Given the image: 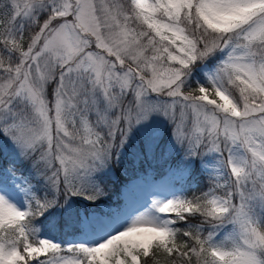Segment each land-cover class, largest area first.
<instances>
[{
	"label": "snow or ice",
	"instance_id": "6c2138e0",
	"mask_svg": "<svg viewBox=\"0 0 264 264\" xmlns=\"http://www.w3.org/2000/svg\"><path fill=\"white\" fill-rule=\"evenodd\" d=\"M153 113L220 158L207 190L98 243L41 238L58 197L104 195L94 175ZM0 136L49 188L20 209L0 180V264H264V0H0Z\"/></svg>",
	"mask_w": 264,
	"mask_h": 264
},
{
	"label": "rangeland",
	"instance_id": "374dc122",
	"mask_svg": "<svg viewBox=\"0 0 264 264\" xmlns=\"http://www.w3.org/2000/svg\"><path fill=\"white\" fill-rule=\"evenodd\" d=\"M214 64L215 61L211 66ZM209 68L205 62L204 67L194 71L187 80L188 86L205 83V72ZM0 151L7 154L10 161L0 174V180L3 181V192L8 194L12 203L20 209L27 207L30 199L27 189L39 197L48 194L44 176L38 173L31 161L19 156L18 150L6 137L0 136ZM16 157L22 164L26 163L23 170L13 164L12 158ZM219 159L208 152L187 156L184 147L176 144L172 137L170 121L160 113H153L148 121L131 130L128 142L120 149L114 162L94 175L104 195L95 201L86 200L83 196L69 195L65 198L61 195L55 206L34 221L39 229L38 235L62 245L98 243L126 227L138 214L150 211L158 215L152 208L153 201L163 202L185 196L186 184L196 168L203 171L211 183L219 168ZM59 211H64V216L73 217L76 221V231L65 238L59 233L56 222Z\"/></svg>",
	"mask_w": 264,
	"mask_h": 264
},
{
	"label": "trees",
	"instance_id": "16d2710c",
	"mask_svg": "<svg viewBox=\"0 0 264 264\" xmlns=\"http://www.w3.org/2000/svg\"><path fill=\"white\" fill-rule=\"evenodd\" d=\"M6 158H9L7 154H5ZM21 160L16 157V159L12 158L13 164L17 167H21L23 170L24 163L20 162ZM26 172V171H25ZM34 178V177H33ZM37 182V181H36ZM210 181L208 179V176L199 168H196L194 172L189 177V180L186 184V190H185V196L191 197L192 195H198L201 190H204L208 185ZM47 184V183H46ZM47 189V188H46ZM43 191H45V188H43ZM49 192V190H47ZM56 211V210H54ZM70 212V211H69ZM64 211H59L58 217L56 218V222L59 225V233L62 235L63 238H65L66 235L69 233H73L76 231L75 227V219L72 217L64 216ZM71 213V212H70ZM66 214V213H65ZM67 221L70 222V224H67ZM69 226V227H68ZM177 227H186V225L178 224Z\"/></svg>",
	"mask_w": 264,
	"mask_h": 264
},
{
	"label": "bare ground",
	"instance_id": "6f19581e",
	"mask_svg": "<svg viewBox=\"0 0 264 264\" xmlns=\"http://www.w3.org/2000/svg\"><path fill=\"white\" fill-rule=\"evenodd\" d=\"M16 204H18V205H19V202H18V201H16ZM121 230H122V228H121Z\"/></svg>",
	"mask_w": 264,
	"mask_h": 264
}]
</instances>
